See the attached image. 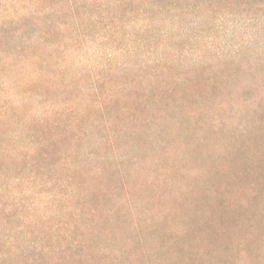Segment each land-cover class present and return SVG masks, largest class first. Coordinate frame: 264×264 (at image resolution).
I'll return each mask as SVG.
<instances>
[{
    "label": "trees",
    "instance_id": "16d2710c",
    "mask_svg": "<svg viewBox=\"0 0 264 264\" xmlns=\"http://www.w3.org/2000/svg\"><path fill=\"white\" fill-rule=\"evenodd\" d=\"M133 1L142 0H0V9L5 10L0 19V264H43L48 256H52L48 264H99L92 250L98 241H110L111 233L123 225L128 227L126 220L132 214L136 216L124 240L127 246L121 264H127L125 257L144 250L150 241L155 246L143 252L140 264L181 263L187 257L184 252L198 262L199 253L189 251L190 239L210 245L215 235L225 234V222L240 221L235 226L241 228V220L248 217L254 202L264 209V143L257 138L264 132V113L262 118L253 117L258 126L252 132L256 147L252 164L233 171L217 169L219 181L215 176L210 183L209 178L185 181L176 168L180 149L176 137L167 133L169 108L183 103L175 98L176 88L134 89L118 96L123 89L103 88L108 82L90 77L88 91L81 96L78 86L90 71H78L74 64L60 66L63 49L86 39L85 24L114 12L110 3L122 7ZM207 1L212 0L202 3ZM94 10L96 17L91 15ZM50 47L52 51H48ZM103 90L108 93L104 95ZM147 108L160 115H137ZM120 111L132 115L119 128L120 117L113 113ZM169 121L179 129L189 126L183 117ZM232 140L225 147L228 157L222 161L249 159V146L240 144L237 137ZM121 149L123 153L118 152ZM199 149L190 147L188 153ZM150 159L154 170L142 180L141 195L134 194L124 178L132 167ZM7 175L12 185L28 183L24 192L30 197L42 191L46 196L42 204L49 212L45 216L35 213V203L24 204L22 192L6 196L8 184L2 179ZM21 175L25 178H19ZM114 179L119 180L117 185H111ZM120 189L126 194V208L112 207L109 216L103 217L107 202L118 199ZM167 193L172 196L164 200ZM143 197L148 204L136 208L133 202H143ZM28 208L31 213L23 217L21 213ZM20 219L21 224L12 226L11 233L2 232ZM20 234L51 235L60 246L52 249L35 240L22 249L39 248L36 253L28 257L23 250L16 257L5 244L16 242ZM61 250L63 254H57ZM107 263L106 257L100 264Z\"/></svg>",
    "mask_w": 264,
    "mask_h": 264
},
{
    "label": "rangeland",
    "instance_id": "374dc122",
    "mask_svg": "<svg viewBox=\"0 0 264 264\" xmlns=\"http://www.w3.org/2000/svg\"><path fill=\"white\" fill-rule=\"evenodd\" d=\"M110 5L115 9L114 12L85 24L88 35L83 43L77 46L67 45L63 49L61 67L74 64L78 71H90L91 75L88 74L78 86L81 96L88 91L90 77H100L101 83L108 82L103 88L114 86L123 89L118 96L134 89L162 86L176 88L175 98L183 103L178 108H169L167 133L176 137L175 143L180 148L177 152L179 162L176 165L179 176L185 181L195 182H203L209 178L210 183V178H214L217 169L221 168L226 172L252 164L256 150L252 143V132L258 126L253 117L262 118L261 114L264 113V0H212L206 3H202V0H142L122 7H115L114 3ZM118 13H121L119 20ZM4 14L5 10L0 9V19ZM91 15L96 17V11ZM52 50L51 47L48 49ZM103 92L104 95L108 93L105 90ZM149 100L152 101L153 98L149 97ZM152 113L157 117L160 115L148 108L140 110L137 115L144 117ZM113 115L120 117V128L132 114L120 111ZM177 117H183L189 126L179 129L178 125L169 121ZM214 125L217 128H213ZM147 130L151 132L150 129ZM179 135L182 136L179 138ZM92 136L87 139V147H90ZM233 137H237L240 144L249 146V159L242 157L238 161L229 157L222 161L223 157H228L225 147L232 145ZM205 138L203 145H199L201 139ZM257 138L264 143V132L259 133ZM130 145L134 143L130 142ZM196 146L201 149L189 155L188 148ZM118 152L123 153V150ZM153 163L152 159L143 160L125 176V181L133 186L131 191L134 194L141 195L140 184L154 170ZM142 167L143 170L140 171ZM251 171L254 172L255 169ZM19 178L23 179L25 175ZM2 180V183L8 184L6 196L15 197L22 192L25 195L24 204L35 203V213L39 211L37 214L45 216L49 212L43 207L42 201L46 196L42 191L30 197L29 193L24 192L28 183L18 185L16 182V185H12L10 175ZM225 181L223 178L222 182ZM215 182L226 187V184L224 186ZM118 183L119 180L114 179L111 185ZM39 189L37 186V190ZM125 195L120 189L118 199L107 202L103 217L109 216V209L112 207L126 208L123 205ZM171 196L167 193L164 200ZM141 199L143 202H133L136 208L148 204L147 198ZM259 209L262 213H256ZM30 213L31 209L28 208L21 214L27 217ZM135 216L136 214L128 215V227L123 225L120 230L111 233L110 241H98L96 249L92 250L97 263L100 264L106 257L107 264H121L125 260L121 253L127 246L124 240L132 231ZM241 221H244L241 228L235 226L240 221L225 222V234L215 235L210 245L190 239L189 251L199 253L198 262H193L188 258L190 253L184 252L187 257L181 263L170 264H264V209L254 202L248 217ZM21 222V219L11 222L7 230L2 232L11 233L12 226H19ZM250 224L255 228L250 230L247 226ZM0 226H3L2 221ZM36 226L40 231L41 227ZM35 240H40L42 244L53 247L52 249L60 246L58 240L47 234L34 237L20 234L16 242L5 245L7 248L11 247L16 257H20L24 250L22 247H27L28 242ZM115 241L120 243L116 244ZM0 242L3 243L1 240ZM153 244L150 241L144 246V250L126 256L127 264H140L144 258L143 252L152 250L155 246ZM26 249L28 250L24 251L31 257L39 248ZM57 254H63V251ZM115 257L116 262L113 260ZM51 258L52 256H48L43 264H48Z\"/></svg>",
    "mask_w": 264,
    "mask_h": 264
}]
</instances>
